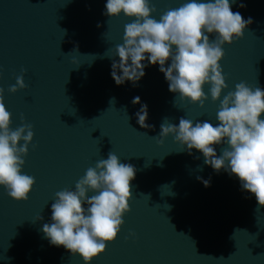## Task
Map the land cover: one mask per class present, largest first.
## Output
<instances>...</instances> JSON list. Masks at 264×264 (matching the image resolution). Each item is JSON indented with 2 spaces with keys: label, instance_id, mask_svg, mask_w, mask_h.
<instances>
[{
  "label": "water",
  "instance_id": "water-1",
  "mask_svg": "<svg viewBox=\"0 0 264 264\" xmlns=\"http://www.w3.org/2000/svg\"><path fill=\"white\" fill-rule=\"evenodd\" d=\"M186 2L150 0L156 7L151 16L159 20ZM240 2L229 0L232 11L253 22L242 38L223 45L219 63L228 87L220 99L241 81L264 90V0H243V8ZM106 3L0 0V87L12 114L10 127L33 125L22 173L35 178L27 200L11 198L0 186V264H86L78 253L51 245L42 227L51 223L55 193L74 191L86 170L110 151L136 169L130 211L117 237L87 264H264V206L254 194L242 189L235 174L205 164L199 150L180 152L172 134L158 143L164 118L173 124L180 117L219 123L220 100L211 99V85L203 86L208 99L201 107L170 92L159 64L147 60L136 86L116 85L115 46L135 18L123 12L109 18L103 14ZM208 35L215 39V33ZM21 75L27 87L10 92ZM137 96L141 103L133 104ZM142 104L153 127L137 123ZM213 147L219 156L227 145Z\"/></svg>",
  "mask_w": 264,
  "mask_h": 264
},
{
  "label": "clouds",
  "instance_id": "clouds-1",
  "mask_svg": "<svg viewBox=\"0 0 264 264\" xmlns=\"http://www.w3.org/2000/svg\"><path fill=\"white\" fill-rule=\"evenodd\" d=\"M236 3L237 0H232V4ZM239 7H246L243 0ZM105 9L103 14L109 18L121 12L135 18L125 25L123 43L115 46L119 60L113 59L111 76L116 85L131 81L136 86L148 66L142 61L147 60L152 65L159 64L169 91L179 93L181 99L188 98L203 107L208 99L203 86L210 84L211 99L220 100L216 126L208 121L194 123L185 117H180L178 124L166 123L168 118H164L158 143L172 134L182 145L180 152L191 154L193 149L199 150L205 164L216 172L223 169L235 174L242 189L254 194L258 206H264V119L260 118L264 113V90L250 88L241 81L234 91H228L220 99L222 90L228 87L219 63L225 55L223 45L242 38L252 18L246 20L240 12H233L229 0H189L165 11L159 20L151 16L156 7L150 0H107ZM212 33L216 36L210 41L208 34ZM169 60L171 63L166 66ZM25 87L21 75L9 91L15 93ZM3 93L0 87V186L11 198L27 200L35 178L22 173V166L34 137L33 125L10 127L12 114L6 109ZM114 101L113 97L110 103ZM132 103H141L140 97H134ZM135 115L142 128L153 127L146 123L147 104H142ZM220 144L227 147L218 156L213 145ZM135 174L133 165L121 163L110 151L107 159L86 170L74 191L65 188L56 192L51 204V223L42 227L50 244L63 245L73 255L78 253L86 264L103 252L106 242L117 237L124 224L123 216L130 211V182ZM202 182L210 186L209 180ZM89 190H95L96 194L89 197ZM38 219L43 217L40 215Z\"/></svg>",
  "mask_w": 264,
  "mask_h": 264
}]
</instances>
